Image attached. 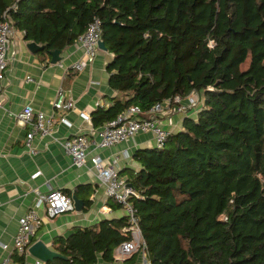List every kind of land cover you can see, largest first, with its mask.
<instances>
[{
	"label": "trees",
	"instance_id": "16d2710c",
	"mask_svg": "<svg viewBox=\"0 0 264 264\" xmlns=\"http://www.w3.org/2000/svg\"><path fill=\"white\" fill-rule=\"evenodd\" d=\"M7 8L43 59L100 18L117 95L93 110L95 127L132 104L147 111L202 94L196 117L162 147L134 153L131 200L150 264H264V0H0V20ZM75 193L91 203L90 185ZM126 223L105 218L54 237L65 256L48 264L94 263L98 252L114 260Z\"/></svg>",
	"mask_w": 264,
	"mask_h": 264
},
{
	"label": "crops",
	"instance_id": "0c3cea01",
	"mask_svg": "<svg viewBox=\"0 0 264 264\" xmlns=\"http://www.w3.org/2000/svg\"><path fill=\"white\" fill-rule=\"evenodd\" d=\"M29 41L22 31L16 29L0 100V258L11 249L2 248V243L11 247L18 218L34 205L37 191L47 192L57 188L62 192L68 191L65 195L71 199L75 194L83 201L80 209L74 207L52 217L46 215L44 203L37 206L42 223L31 235V243L40 240L46 248L56 252L59 250L54 244V237L67 236L76 227L92 226L105 218L126 216L125 209L106 195L89 157L98 154L104 162H109L111 157L118 155V174L130 182L129 172L141 168L134 157L135 151L155 146L151 132L139 131L111 146L95 147L90 144L86 163L74 165L59 140L79 132L86 134L90 140L98 138L97 129L101 125H93L91 113L98 106H109L112 97L117 95V91L109 85L106 69L112 53L99 49L94 61L78 70L72 66L83 53V47L77 41L61 49V58L56 62L50 60L51 56L43 59L37 50L31 51L27 46ZM28 75L30 79L26 78ZM59 88L73 98L74 107L63 113L55 112L58 116L64 115L66 120H55L53 129L46 135L36 134L33 139L36 152L30 153L24 144L28 126L22 124L16 114L26 103L52 114L53 100ZM143 115L149 117L152 113L144 111ZM186 115L196 117V114L181 112L158 114L162 124L171 132L181 129ZM78 185H90L91 203L87 206L83 197L75 193ZM115 249L116 246L114 260H106L102 252H98L94 264H144L146 260L142 251L118 257ZM64 256L62 254L61 257ZM12 257L17 264H48L52 259L38 258L28 249L24 253L14 252Z\"/></svg>",
	"mask_w": 264,
	"mask_h": 264
},
{
	"label": "built area",
	"instance_id": "2783aa9c",
	"mask_svg": "<svg viewBox=\"0 0 264 264\" xmlns=\"http://www.w3.org/2000/svg\"><path fill=\"white\" fill-rule=\"evenodd\" d=\"M10 7H15V3ZM101 21L95 16L89 21L85 30L77 37L76 41L83 47L81 57L72 63L76 69H82L87 64L94 61L100 47L101 39ZM16 32L9 15V8L3 11L0 20V100L4 89L5 72L8 62L12 57L11 46ZM27 79L31 77L26 76ZM203 104V98L198 90H191L185 97L174 95L172 98H166L155 102L148 108L152 116H144L142 108L137 104H132L120 111L113 119L101 125L97 129L98 138L90 140L84 133H75L62 138L59 142L62 144L65 152L72 158L76 166H82L87 161V154L90 144L95 147H107L123 141L135 133L151 132L155 139V147L160 148L171 132L159 119L158 114L164 113H193ZM74 107V100L66 96V92L59 88L53 100V113L46 114L42 110L35 109L30 103L23 105L22 109L16 114L19 121L28 126L24 144L30 153H35L36 148L33 145V139L36 134L46 135L50 133L55 124V120L65 121L63 113ZM55 112H57L55 114ZM90 161L96 169L99 182L104 186L106 195L119 203L126 212L127 223L123 226V231L128 234V238L122 240L116 245L115 255L125 257L136 251H142L146 255V243L142 236V231L138 222L137 208L131 200V196L138 195L135 188L128 184V181L121 178L118 174V159L115 155L109 162H104V158L98 154L91 155ZM44 203L47 216H55L59 213L74 208L70 196L65 195L61 190L52 188L47 192L37 191V200L32 207L18 218V227L13 236L12 245L2 243V248L9 249L8 252L0 258V264H17L12 255L14 252L24 253L31 244V235L34 230L42 223V216L37 212V206ZM74 264H94V263H74ZM144 264H150L146 257Z\"/></svg>",
	"mask_w": 264,
	"mask_h": 264
},
{
	"label": "water",
	"instance_id": "95a60500",
	"mask_svg": "<svg viewBox=\"0 0 264 264\" xmlns=\"http://www.w3.org/2000/svg\"><path fill=\"white\" fill-rule=\"evenodd\" d=\"M27 46L31 51H36L42 47V45L38 44L37 42H35L33 40H30L27 43ZM99 47H100V49H103V50L106 49V46H105L102 38L99 40ZM60 51H61V49H58V48L52 49L50 51V54H51L50 60L52 62H56L57 60H59L61 58V56L59 54ZM128 184L132 186L131 182H128ZM72 201H73V205L76 209H80L82 207V203H83L82 199L78 198L75 194H72ZM28 250L32 254H34L35 256H37L38 258H41L43 260L51 259L54 256H62L61 253L56 252L54 250H51L49 248H46V246L40 240H37V241L31 243L28 246Z\"/></svg>",
	"mask_w": 264,
	"mask_h": 264
}]
</instances>
